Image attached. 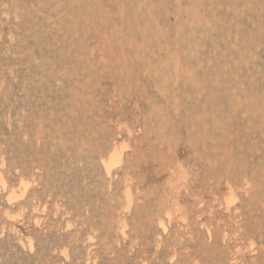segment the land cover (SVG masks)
Instances as JSON below:
<instances>
[{
  "label": "rangeland",
  "instance_id": "rangeland-1",
  "mask_svg": "<svg viewBox=\"0 0 264 264\" xmlns=\"http://www.w3.org/2000/svg\"><path fill=\"white\" fill-rule=\"evenodd\" d=\"M0 264H264V0H0Z\"/></svg>",
  "mask_w": 264,
  "mask_h": 264
}]
</instances>
